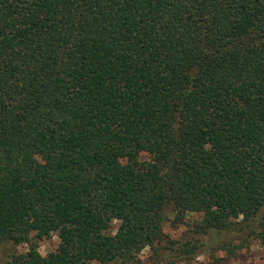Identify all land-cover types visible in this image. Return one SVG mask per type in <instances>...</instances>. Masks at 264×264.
I'll use <instances>...</instances> for the list:
<instances>
[{"label":"trees","instance_id":"obj_1","mask_svg":"<svg viewBox=\"0 0 264 264\" xmlns=\"http://www.w3.org/2000/svg\"><path fill=\"white\" fill-rule=\"evenodd\" d=\"M263 242L264 0H0V264Z\"/></svg>","mask_w":264,"mask_h":264},{"label":"rangeland","instance_id":"obj_2","mask_svg":"<svg viewBox=\"0 0 264 264\" xmlns=\"http://www.w3.org/2000/svg\"><path fill=\"white\" fill-rule=\"evenodd\" d=\"M115 227L117 224L114 225ZM182 228L177 231H173L171 229H166V231L172 236L176 237L179 233L182 232ZM59 243V237L55 234L50 239L43 240L39 242V253L44 256L47 253L53 251ZM6 250H9V253L15 251L17 253L24 252L25 246H7ZM3 249L0 252L1 259H5L6 251ZM144 251V255H145ZM207 259L205 257H198L193 264H207ZM228 264H264V242L263 243H253L249 246V248L242 250L237 258L232 259Z\"/></svg>","mask_w":264,"mask_h":264}]
</instances>
